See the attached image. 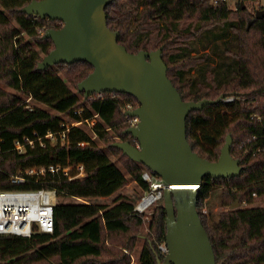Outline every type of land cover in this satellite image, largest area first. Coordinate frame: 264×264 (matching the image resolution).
<instances>
[{
	"label": "trees",
	"instance_id": "trees-1",
	"mask_svg": "<svg viewBox=\"0 0 264 264\" xmlns=\"http://www.w3.org/2000/svg\"><path fill=\"white\" fill-rule=\"evenodd\" d=\"M31 1L0 0V80L14 91L0 90V190L50 188L59 200L54 205L53 232L35 228L29 237L0 235V264H131V249L140 238L138 264H158L165 255L159 249L166 233L163 198L154 205L145 236L131 233L143 223L144 214L133 211L135 201L122 195L110 206L88 201L113 194L127 180L97 141L113 156L125 159V172L142 194L149 189L142 172L156 175L113 146L117 139L135 144L124 133L128 128L124 110L137 107V100L118 92L84 98L77 84L93 70L85 61L39 70L38 63L53 49L45 31L62 25L60 20L21 11ZM105 10L107 26L119 32L117 42L128 52L162 48L167 77L182 100L236 97L205 104L186 117V136L194 152L215 161L230 135L231 155L241 166L236 177L205 175L196 206L216 264H264V206L256 205L264 201V17L255 18L254 7L247 11L238 3L231 9L226 4L210 5L208 0H113ZM81 107V115L73 113ZM94 113L98 119L93 130L71 128L67 144L45 139L44 146L35 144L23 154L13 149L16 140L61 130L63 116L80 120ZM78 164L86 167L84 179L68 180L58 171L26 176L20 184L10 182L11 175L39 166H71L69 174L74 175ZM218 187L219 193L214 192ZM211 196L222 210L212 211ZM236 201L238 207L230 209ZM243 201L249 205L242 207ZM118 235L124 241H117ZM108 242L123 244V252L118 249L121 244L106 246Z\"/></svg>",
	"mask_w": 264,
	"mask_h": 264
},
{
	"label": "water",
	"instance_id": "water-1",
	"mask_svg": "<svg viewBox=\"0 0 264 264\" xmlns=\"http://www.w3.org/2000/svg\"><path fill=\"white\" fill-rule=\"evenodd\" d=\"M112 1L32 0L22 7L21 11L27 14L60 20L62 25L45 31L44 37L52 40L53 49L43 56L37 68L85 61L93 70L77 84L84 98L93 93L118 92L137 100V107L124 113L139 119L136 126L124 131L136 143L119 140L113 146L162 179L167 252L158 264H216L197 210V189L205 175L236 177L241 166L239 159L231 155L230 135L215 161L194 152L186 136V117L190 111L217 103L226 95L197 102L182 100L167 77L162 48L131 53L117 42L119 32L107 26L105 10ZM254 16L264 17V9L256 10ZM237 206L238 201L230 209Z\"/></svg>",
	"mask_w": 264,
	"mask_h": 264
},
{
	"label": "built area",
	"instance_id": "built-area-1",
	"mask_svg": "<svg viewBox=\"0 0 264 264\" xmlns=\"http://www.w3.org/2000/svg\"><path fill=\"white\" fill-rule=\"evenodd\" d=\"M246 1L254 3L255 9H264V3L262 0H208L210 5L216 6L218 4H226L229 8L234 9L237 4H243L245 6ZM99 94V93H96ZM234 95L225 96L222 100L225 102H231L235 100ZM25 102H30V97L25 98ZM27 109H31L29 105L25 106ZM133 109L128 107L124 110ZM83 107L75 109L74 114L81 115ZM98 119V113H94L91 117L82 118L80 120L65 119L61 122L62 129L57 132L48 131L44 135L35 133L32 138L24 137L22 140H16L13 143V149L18 153H26L28 147H32L35 144L39 146L45 145V139H49L51 144L60 143L61 145L67 144L68 134L71 128L78 127L84 129V125L89 130H93ZM128 127H134L137 125L139 119L137 117H130L125 115ZM85 130V129H84ZM94 138V137H93ZM136 143V142H135ZM80 146L88 144V142H78ZM71 166L61 168L58 165H49L31 167L23 171V174H13L10 176V182L12 184H20L26 180V176H43L46 172L55 173L61 171L68 180L83 179L87 175L86 167L83 164L76 166V173L70 175L69 171ZM84 174V175H83ZM143 181L147 182L149 189L145 191L135 202L133 211L144 214L150 207L154 206L158 201L163 198L164 185L162 179L152 174L150 171L145 170L141 174ZM256 193L252 194L255 197ZM57 202V193L55 189L50 188H37V189H12V190H0V235L13 234L23 237H29L34 232L35 228L39 232L51 233L54 229V205ZM249 204L246 201L242 202V207H246ZM160 251L165 254L167 252L166 243L159 245ZM130 254L128 251L124 250ZM131 255V254H130Z\"/></svg>",
	"mask_w": 264,
	"mask_h": 264
},
{
	"label": "rangeland",
	"instance_id": "rangeland-1",
	"mask_svg": "<svg viewBox=\"0 0 264 264\" xmlns=\"http://www.w3.org/2000/svg\"><path fill=\"white\" fill-rule=\"evenodd\" d=\"M262 3H264V1ZM254 6H255L254 3H252L251 1H246L244 7H247V9H248L247 11H250ZM1 59H3L2 56H0V63H1ZM69 85H70V87L72 89L75 90L74 85L72 83H70ZM0 90L3 91V92H5V93H14V91L10 87H8L5 84V82L2 81V80H0ZM37 105L38 106H42L43 109L47 110L48 112H50L52 114H56V112L54 110L48 108L45 105H39V104H37ZM64 117H65V119H67L66 116H64ZM84 129L86 131H88V128L85 125H84ZM92 137H94V136L92 135ZM117 141H118V139H117ZM97 143H98L99 147H101V149H103L104 151H106L109 154L110 158L112 159V161H114L116 163V165L119 167L120 171H123L124 172V174L127 177V180H126V183L122 187H120L119 189H117L113 194H111L109 196H105V197L92 198V199H89L88 201L94 202V203H102V204H105V205L110 206V205L113 204V200H114V198L117 195H122L128 201H132V202L135 201V202H137L138 199H139V196L142 195V191H141L140 187L137 185V183L134 180H132L130 178V176L125 172V168H124V161H125V159L123 157H121L119 154H117L116 156H113L112 154H110V152L107 150V148L104 145H102V143L100 141H97ZM219 191H220V188L218 187L214 192L219 193ZM58 200H59V198L57 199V201ZM63 200L64 201H83V202L85 201V200H82L80 198H76V199H73V198H64ZM208 202H209L210 207L212 208V211L213 212L216 213L217 211L222 210V207L219 206V201H218L217 198H215V196H211L210 197V200H208ZM256 205L264 206V201H260ZM203 210L204 211H207V208H203ZM154 212H155V206L150 207L144 213V215L142 216L143 223L141 224V226L139 227V229H137V230H131V233H133V232L136 231L137 234L144 235L145 236L148 233V221L150 220V217H151V215ZM138 238H139V236H138ZM117 241H121V242L124 241V237H122L121 235H118L117 236ZM120 244L121 243H114V244H111V242L105 243L106 246L120 245ZM141 245H142V239L140 238L139 240H137L135 242V245L131 249V264H138L137 256H138V252H139V249H140ZM124 247L125 246L123 244H121L118 249L120 251H122V249ZM106 259L107 258H104V260H106Z\"/></svg>",
	"mask_w": 264,
	"mask_h": 264
},
{
	"label": "bare ground",
	"instance_id": "bare-ground-1",
	"mask_svg": "<svg viewBox=\"0 0 264 264\" xmlns=\"http://www.w3.org/2000/svg\"><path fill=\"white\" fill-rule=\"evenodd\" d=\"M84 175V174H83Z\"/></svg>",
	"mask_w": 264,
	"mask_h": 264
}]
</instances>
